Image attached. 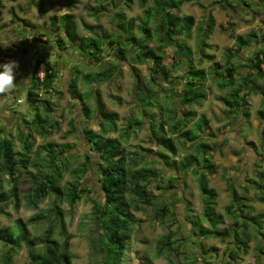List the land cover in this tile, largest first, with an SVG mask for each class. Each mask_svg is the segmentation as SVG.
Listing matches in <instances>:
<instances>
[{"label":"rangeland","instance_id":"1","mask_svg":"<svg viewBox=\"0 0 264 264\" xmlns=\"http://www.w3.org/2000/svg\"><path fill=\"white\" fill-rule=\"evenodd\" d=\"M1 1L0 64L15 61L18 67L14 69L15 88L11 93L0 98V129H2L0 138L11 140L15 151L21 150L17 138L20 133L24 135L27 132L25 123L28 124L33 118V113L24 99V93L28 79L31 77L30 70L34 60L38 55H44L50 62H57V77L54 81L53 91L43 94V97L49 100L53 112L49 118L45 117L46 114L43 110H40L39 114L45 119V122L57 121L58 128L46 139L34 135L35 146L33 150L46 143L74 145V148L66 154L70 159L69 173L64 175L60 187L63 188L65 182L71 180L70 172L78 169L84 161L85 154L89 153L83 131L91 129L98 133L97 120L93 116L94 102L91 97L93 87L99 92L106 111L118 115V132L106 135L104 138L117 139L124 154H128L129 158L135 156L138 163L139 157L144 156L150 162L146 168L159 174L162 173V177H167L170 172L176 173L175 178L177 180L173 181L174 188L171 190H168L165 184H160L162 189L157 190L155 181L149 185L153 194L152 206L146 207L139 204L138 210L131 209L135 223L131 226L130 240L122 264H223L226 261L225 254L230 249L228 239L202 240L201 238L190 239L189 237V221L201 220L202 197L192 171L189 169L185 173L179 174V164L189 155H194L197 143L201 142L206 145L207 155L204 157V155L199 154V160L202 161L207 157L209 159L208 164L214 167L213 174L208 175L209 188L216 192L215 209L224 218V223L219 226V229L228 230L233 218L228 216L226 208L231 203L232 195L224 177L232 180V185L236 187L238 195L249 197L252 201L254 192L248 188L245 191L243 188L247 186L246 181L257 180L255 177L257 173H264V148L260 146L262 145L260 139L262 120L258 115L264 113V75L249 79L246 81L249 82L247 85L244 83L243 77L250 70L243 66V63L249 65L247 60L252 59V52L254 51L251 47L252 44L247 49L242 50L238 56L230 58L231 54H227L230 49L235 47L234 36L245 37L252 32L260 33L261 27H264L262 8H255L257 3H254V0H252L251 10H246L240 6H234V11L227 10L222 7H225L223 3L222 6L217 4L219 0H201V5L204 8L194 3L183 4L180 7L179 15L192 16L194 24L191 39L178 38V42L184 44L182 47L188 46L189 51L187 47L183 48L185 57L191 54L192 62L203 69L207 75L204 83L206 99L199 106L180 108L178 105V110L181 112L193 111L194 117L191 118L186 128H182L176 133L189 131L195 134L196 127L201 120H203L201 122L202 130L201 132L198 131L200 138H197L195 143L187 142L182 145L176 142L177 157H169L168 165H164L159 161L157 155L166 153L150 141L148 121L138 120L139 95H135L137 89L134 71L137 72L141 81H148L151 64L147 61L138 60L137 51H131L125 60L119 59L117 53L109 51L110 49L108 50L106 44L103 45L102 49L104 53H109V55L101 62L94 63L83 51L77 48H70L71 46H69L66 51L59 52L55 44L56 39L65 40L59 19L66 13L74 15L79 36L85 39L96 38V41H105L103 39L105 35H110L117 30L114 13L123 12L127 21H132L138 25L142 23L140 22L141 19L144 20L145 12L149 11L147 20L152 38L146 47L149 50H154L162 57V65L169 70L171 76H180L182 72H180L179 63L176 61L175 49L162 44L154 31L155 24H161L160 20L163 16L161 13L156 15V12L153 11L156 8L154 7L156 0H146L144 7L139 4L138 0H131V3L124 2V0H75L74 8L70 12H67L64 0ZM125 4H128L130 9ZM100 6L104 7L105 10L102 9L103 14L96 17L93 10ZM208 12H211L214 19V27L212 34L206 41L208 48L205 53L213 56V60L212 63L204 60L199 64L197 47L200 39L199 29L204 26ZM155 15L156 17H154ZM38 34L41 35L39 38L41 41L46 40L44 35H50L52 42L46 45L37 43L35 36ZM134 34L136 37H140L139 30ZM65 47L67 46L65 45ZM253 47H255L254 44ZM256 48L264 51L263 44ZM232 53L234 52L232 51ZM227 60H230L229 63L234 66L233 69L235 70L233 72V88L240 89L241 94L249 92L247 110L245 109L241 114H233L230 117L227 116L224 99L229 98L228 94L233 91V88H230L229 85L226 86L224 82L221 83L219 78H212L211 73L215 67H218V70L228 67ZM111 64L115 68L113 71ZM42 71L43 67L41 66L39 75H42ZM102 72L108 74L110 78L105 82L94 80L98 73ZM90 75V83L86 84L83 77ZM72 78H76L78 91L84 97L83 102L91 110L89 120L84 118L80 102L78 104L77 100H72L71 93L67 89L69 80ZM181 83L182 81L175 80L169 85H162V89L173 90L175 95L172 97L171 93H163L159 102L147 113H153L157 120L161 117L166 118L169 113L172 115L171 112L177 107L175 102L179 97ZM179 114L175 121L180 118ZM129 119H134L138 123L134 125V132L126 138L123 132L127 128ZM247 142L254 144L262 156L259 157L248 148ZM96 159V156L94 159L92 158L94 164ZM141 166L139 165V167ZM31 172L33 173L34 170ZM96 173L95 170H90L82 178L81 187L86 192L81 195L80 200L73 208L69 206L66 197L58 200L51 195L37 208H30L23 199L17 211L10 205L0 214V228L8 227L14 230L13 225L16 219L26 222L35 216L48 215L53 203H55L64 213L67 233L71 236L72 263L102 264L101 255L92 247V244L98 243V228L92 212L93 206L95 202L102 200ZM9 188L6 176L0 173V191H8ZM28 188L29 184L24 181L21 187L23 193ZM247 206L249 210L246 212L249 217L264 215V204L252 201ZM162 207H166L167 212L160 217V214L157 213ZM34 222L28 226V230L35 245L40 247L41 237L47 228V223L45 219H36ZM207 225V223H202L204 227ZM167 235L170 236L169 240L172 244L167 248L169 253L157 257V242L162 236ZM248 235L250 237L249 233ZM54 237H58L57 232H55ZM249 241L247 255L241 256L236 264H262V260L255 257L254 248L258 244L255 240L250 239ZM27 251L28 248L22 245L13 256L12 264H29ZM3 255L4 249L0 247V264H2Z\"/></svg>","mask_w":264,"mask_h":264},{"label":"trees","instance_id":"2","mask_svg":"<svg viewBox=\"0 0 264 264\" xmlns=\"http://www.w3.org/2000/svg\"><path fill=\"white\" fill-rule=\"evenodd\" d=\"M64 1L67 12L72 11L75 0ZM1 2L0 0V4ZM124 2L131 3V0H124ZM138 2L142 7L146 4V0H138ZM253 2L257 3L254 7H261L264 13V0H254ZM189 3H194L204 8L200 4V0H156L154 3V7L156 8L153 10L156 12V15L163 14L160 20L161 24H155L154 31L157 33L158 39L162 44L175 49L176 61L179 63L180 72H182L180 76H171L169 70L162 65V57L154 50H149L146 47V44L152 38L148 24L149 21L147 20L149 11L145 12L144 17L146 19L143 17L144 20L141 19L140 22L142 23L138 25H135L132 21H127L123 12L114 13L117 30L110 35H105L103 37L105 41H96V38L85 39L79 36L74 15L66 13L59 19L65 40L56 39L55 41L59 52H64L71 46L70 48L73 47L83 51L89 60L94 63L101 62L109 55V53H104L102 49L103 45L106 44L108 50L110 49L109 51L112 53H117V58L119 59L125 60L131 51H137L136 57L138 60L147 61L151 64L148 81H141L137 72L134 71L137 89L135 95H139L138 120L148 121L150 141L166 153L157 155L159 161L164 165H168L169 157H177L176 142L182 145L187 142L195 143L196 139L200 138L198 131L201 132L202 130L201 122L203 120L198 123L195 134L189 131L176 133L180 129L186 128L191 118L194 117L193 111L181 112V110H178V105L180 108L199 106L206 99L204 83L207 75L203 69L197 67L192 62L191 54L185 57L183 48H188V46L182 47L184 44L182 45V43L178 42V38L191 39V31L194 24L193 17L179 15L180 7L183 4ZM218 3L220 6L223 3L225 5V7L222 6L224 9L233 11L234 6H240L246 10H251L252 8V0H219ZM125 6L130 9L128 4H125ZM102 9L105 10L104 7L100 6L93 10L96 17L103 14L101 12ZM213 27L214 19L211 12H208L197 46L199 64L204 60L212 63L213 56L205 53V50L208 48L206 41L212 34ZM137 30H139L140 37H136L134 34ZM44 36L46 40L41 41L39 39L41 35H36V42L44 45L50 44L52 42L50 35ZM233 38H235L236 44L234 49L228 51L227 55L231 54L230 58L238 56L250 44H252L251 47L254 50L252 52V59L247 60L249 65L243 63V66H246L250 70L243 77L244 83L247 85L249 82L247 83L246 81L249 79L264 75V68H262L264 66V51L256 48L261 44L264 45V27H261L258 34L252 32L245 37L239 35ZM253 44L255 47H253ZM229 61H226L228 67L222 70H218L219 68L215 67L211 73L212 78H219L221 79V83L224 82L226 86L229 85L230 88H233V72L235 70ZM56 64L57 62H50L44 55H38L34 60V64L30 70L31 77L28 79V85L24 93V99L28 108L33 113V118L28 123L29 125L25 123L27 132L24 135L20 133L17 138L21 150L15 151L11 140L0 138V173L6 176L10 186L8 191H0V214L10 205L17 211L23 199H25L26 205L30 208H37L39 204L43 203L51 195L58 200L66 197L69 206L73 208L80 200L81 195L86 192L81 187L82 178L90 170H95L98 176L102 200L95 202L93 206L92 212L98 228V243L92 244V247L101 255L102 264H122L130 240L131 226L135 223L131 209L138 210L140 208L139 204L146 207L152 206L153 194L149 189V185L152 181H155L157 190L162 189L160 184H165L166 188L171 190L174 188L172 185L173 181L177 180L175 178L176 173L170 172L167 177H162V173L159 174L152 169L146 168V165H149L150 162L144 156L139 157L138 163L135 156L129 158L128 154H124L121 144L117 139L109 140L104 138L106 135L118 132V115L106 111L99 92L93 87L91 93L94 102L93 116L97 120L98 133H95L91 129L83 131V137L88 144L89 153L85 154L84 161L80 167L70 172L71 180L65 182L63 188L60 187L64 175L69 173L70 159L66 154L74 148V145L46 143L37 146L33 150L35 146L34 135L46 139L58 128L57 121L49 120L45 122V119L39 114V111L43 110L46 114L45 117L49 118L53 112L49 100L43 97V94L45 95L53 91L54 81L57 77ZM41 66L43 67V71L42 75H39ZM113 69L115 68L111 64V70L113 71ZM109 78L108 74L102 72L98 73L94 80L105 82ZM83 79L88 84L90 83L91 75L84 76ZM175 80L182 81L181 90L178 94L179 97L175 102L177 111L173 110L171 112L172 115L169 113L166 118L160 116L161 119L157 120L153 113L147 112L149 109L155 107L163 93H171L172 97L175 95L173 90L161 88L162 85H169L172 82L174 83ZM67 89L71 93L72 100H77L78 104L80 102L83 116L86 120H89L91 110L83 102L84 97L78 91L76 78L69 80ZM240 92V89L233 88V91H230L228 94L229 98L224 99V105L227 108L226 113L229 117L233 114H241L245 109L247 110L249 104L247 96H249V92L246 94H241ZM4 96L6 95L0 94V98ZM178 114L180 115L179 121H175ZM245 115L247 116L246 111ZM258 115L262 120L260 129L262 145L260 146L264 148V113H259ZM137 123L136 120L129 119L127 128L123 132L126 138L134 132V125ZM1 134L2 129H0ZM246 144L255 154L259 157L262 156L254 144L251 142H247ZM207 152L206 145L201 142L197 143L194 155H189L179 164V174L185 173L189 169L192 171L196 177L197 188L202 197L201 220L189 221L190 239H228L230 249L225 254L226 261L223 264H236V261L241 256L247 255L249 240H255L258 244L254 248L255 257L261 259L262 264H264V215L249 217L246 212L249 210L247 204L252 201L264 204V173H257L255 175L257 180L246 181L247 186L243 190L246 191L248 188V190L254 192L252 201L249 197L238 195L236 187L232 185V180L224 177L232 195V200L228 208H226V213L233 219L228 230H220L219 226L224 223V218L216 212L215 200L217 194L212 188H209L208 175L213 174L214 167L208 164L209 159L207 157L205 158L206 160L200 161L198 156L202 154L205 157ZM94 156L97 158L95 164L92 161ZM139 165L142 166L139 167ZM31 170H34V172L32 173ZM24 181L29 184V188L25 193L21 190ZM166 210V207H162L157 214H160L159 216L162 217L167 212ZM51 216L53 217L51 218ZM36 219H45L47 223V228L41 237L40 247L35 245L28 230V226L34 224ZM202 223H207L208 225L204 227ZM13 228L14 230L8 227L0 228V247L4 249L2 264H12L13 256L20 250L22 245L28 248L29 264H73L70 254L71 236L67 233L64 213L55 203H53L48 215L35 216L26 222L16 219ZM55 232H57V238L54 237ZM169 239L170 236L167 235L162 236L158 240L157 257L169 253L167 248L172 245Z\"/></svg>","mask_w":264,"mask_h":264},{"label":"clouds","instance_id":"3","mask_svg":"<svg viewBox=\"0 0 264 264\" xmlns=\"http://www.w3.org/2000/svg\"><path fill=\"white\" fill-rule=\"evenodd\" d=\"M18 67L17 62L10 61L0 64V94H9L15 88L14 69Z\"/></svg>","mask_w":264,"mask_h":264},{"label":"crops","instance_id":"4","mask_svg":"<svg viewBox=\"0 0 264 264\" xmlns=\"http://www.w3.org/2000/svg\"><path fill=\"white\" fill-rule=\"evenodd\" d=\"M200 4H201V0H200ZM203 28V27H202ZM191 33H192V31H191ZM201 34V29H199V35ZM235 37V36H234ZM209 39V38H208ZM234 40H235V38H233ZM198 40V39H197ZM196 40V41H197Z\"/></svg>","mask_w":264,"mask_h":264}]
</instances>
